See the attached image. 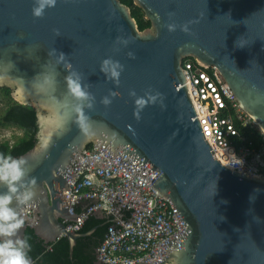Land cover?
I'll list each match as a JSON object with an SVG mask.
<instances>
[{
  "label": "water",
  "instance_id": "water-1",
  "mask_svg": "<svg viewBox=\"0 0 264 264\" xmlns=\"http://www.w3.org/2000/svg\"><path fill=\"white\" fill-rule=\"evenodd\" d=\"M134 2L150 27L141 30L122 0H57L42 18L33 16L35 0H0V88L34 108L38 123L37 142L19 156L27 159L24 184L32 187L36 178V196L27 204L14 197L10 205L23 218L22 210L33 206L35 219L24 218L17 235L32 228L46 243L65 237L72 257L78 239L94 229L68 230L65 222L78 213L58 207L56 199L83 149L99 141L111 159L151 178L180 226L159 260L137 264H264V176L215 158L182 65L192 56L218 68L264 132V0ZM173 23L177 29L170 32ZM185 24L188 33L181 30ZM106 59L123 66L118 83L111 66L101 70ZM69 76L86 99L71 94ZM141 97L147 105L137 118ZM7 191L0 183V194Z\"/></svg>",
  "mask_w": 264,
  "mask_h": 264
},
{
  "label": "built area",
  "instance_id": "built-area-1",
  "mask_svg": "<svg viewBox=\"0 0 264 264\" xmlns=\"http://www.w3.org/2000/svg\"><path fill=\"white\" fill-rule=\"evenodd\" d=\"M182 65L189 97L215 158L249 176H264V140L256 146L238 123L245 129L259 130L263 139L264 132L241 108L222 73L196 58L187 57ZM66 181L56 204L67 207L72 215L78 213L76 221L65 222L68 230L80 231L97 212L112 217L96 249L100 264L159 260L168 238L180 229L170 199L151 178L111 159L99 141L83 149ZM22 213L27 223L34 222L33 206Z\"/></svg>",
  "mask_w": 264,
  "mask_h": 264
},
{
  "label": "clouds",
  "instance_id": "clouds-1",
  "mask_svg": "<svg viewBox=\"0 0 264 264\" xmlns=\"http://www.w3.org/2000/svg\"><path fill=\"white\" fill-rule=\"evenodd\" d=\"M37 6L33 7V16L36 18H42L45 13V9L49 7H55L57 0H35ZM167 28L170 32L176 31V24H168ZM181 30L188 33L190 31L188 24L181 26ZM57 34L59 32L57 30ZM125 44L128 43L127 40L123 41ZM132 56V53H129ZM63 56V54H62ZM111 72V78H114L117 83L119 82L120 71L117 69L123 68L119 61H113L111 59H106L103 61L102 71L105 73ZM67 82L69 90L72 95L78 99H86L88 93H86L78 79H73L71 76L67 77ZM135 95V93H132ZM115 93H113V96ZM154 100L155 97H152ZM105 105L111 103L107 97L103 100ZM136 104L138 110L135 112L137 118H139L140 110H142L146 105L147 101L141 97L137 99ZM80 126L82 131L87 132L89 126L83 113H80ZM27 159L23 156L14 158L12 156L5 157L0 154V183L6 184L8 191L6 193L0 194V236L2 237H13L16 236L15 240L5 239L0 242V264H33L29 252L31 250V245L26 236L20 238L17 234L20 229L25 226V219L18 215L17 211L10 207L13 202L14 197L21 204H27L36 196V191L33 190L36 186V178H32L30 181L32 187H27L24 184V178L27 175L26 169ZM20 188H25L24 192H19Z\"/></svg>",
  "mask_w": 264,
  "mask_h": 264
},
{
  "label": "trees",
  "instance_id": "trees-1",
  "mask_svg": "<svg viewBox=\"0 0 264 264\" xmlns=\"http://www.w3.org/2000/svg\"><path fill=\"white\" fill-rule=\"evenodd\" d=\"M130 6L133 16L136 18L141 30L151 26V21L146 18L144 10L135 4L134 0H122ZM194 59V57H190ZM7 88L8 87H3ZM15 125L24 130V135L19 137L13 144L9 142L0 143V154L5 157L12 156L18 158L20 155L31 149L37 142L36 134L38 132L37 113L30 106L22 105L16 101L7 104L5 111L0 114V128ZM242 132L247 134L256 143L261 146L263 135L257 129H245L238 123ZM80 210V208L78 209ZM91 215L85 222L80 231H85L88 224L94 220ZM112 217L106 219V225L91 236L80 237L77 245L74 247L73 257H70L69 241L65 237L59 238L52 243H46L43 239L34 233L32 228L26 230V237L31 245L29 256L33 264H96L95 248L100 243L101 236L105 233ZM2 242V241H0Z\"/></svg>",
  "mask_w": 264,
  "mask_h": 264
},
{
  "label": "rangeland",
  "instance_id": "rangeland-1",
  "mask_svg": "<svg viewBox=\"0 0 264 264\" xmlns=\"http://www.w3.org/2000/svg\"><path fill=\"white\" fill-rule=\"evenodd\" d=\"M11 89L0 88V114L7 108V104L13 101ZM15 101V100H14ZM24 135V130L15 125L0 128V143L9 142L13 144L19 137Z\"/></svg>",
  "mask_w": 264,
  "mask_h": 264
},
{
  "label": "crops",
  "instance_id": "crops-1",
  "mask_svg": "<svg viewBox=\"0 0 264 264\" xmlns=\"http://www.w3.org/2000/svg\"><path fill=\"white\" fill-rule=\"evenodd\" d=\"M94 216H96V217H94V220L91 221V224H88V225H87L86 230H85L84 232L91 231L92 229H94V230H93L92 233L88 234L87 236H91V235L95 234V233L100 229V227L105 226V225H106V219H107L108 217H110V216H106V215H104V214H102V213H99V214L94 215ZM106 231H107V229H106ZM106 231H105V233L101 236V239H100L101 241H100V243L103 241V239H104V237H105V234H106ZM81 232H83V231H81ZM83 237H85V236H83ZM100 243H99V244H100ZM99 244H98V245H99ZM97 247H98V246H97ZM97 247L95 248L96 257H97V252H96ZM73 252H74V251H73ZM70 257H71V256H70ZM72 257H73V255H72ZM96 259H97V260H96V264H100V262L98 261V258H96Z\"/></svg>",
  "mask_w": 264,
  "mask_h": 264
}]
</instances>
